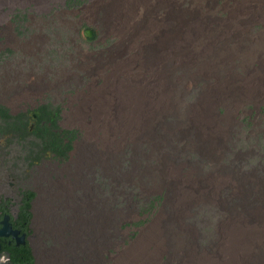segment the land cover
Listing matches in <instances>:
<instances>
[{"label": "rangeland", "instance_id": "rangeland-1", "mask_svg": "<svg viewBox=\"0 0 264 264\" xmlns=\"http://www.w3.org/2000/svg\"><path fill=\"white\" fill-rule=\"evenodd\" d=\"M140 1L142 8L136 2L121 8L126 20L107 21L100 5L126 0H0V29L23 55L49 52L59 58L65 51L61 44L75 35L92 52H79L76 72H61L58 79L61 87L76 85L74 97L52 105L57 126L52 133L69 144V164L57 171L60 178L38 179L52 209L41 217L49 224L40 228L46 246L37 254L39 264H264V176L247 164L233 171L225 163L233 131L242 125L253 133L264 129V0ZM57 14L76 25L60 23ZM51 19L57 26L40 22ZM9 25L20 38L29 39L33 28L40 32L20 45ZM219 50L225 56L208 62V54ZM139 55L144 58L135 61ZM47 76L9 71L5 90L24 82L29 89L17 97L38 98L55 91ZM180 121L209 136L213 162L176 136ZM10 127L0 119V169L9 172L4 184L18 207L24 189L17 190L19 173L27 170L29 178L33 162L61 156L51 147L45 150L44 129L38 136L17 137ZM156 134L168 141L172 159L156 158L150 138ZM258 158L247 162L254 166ZM158 166L160 179L154 175ZM102 181L113 191L109 198L101 195ZM132 189L141 203H133ZM62 202L78 206L71 210ZM73 211L99 218V226L89 227V249L72 241Z\"/></svg>", "mask_w": 264, "mask_h": 264}, {"label": "bare ground", "instance_id": "bare-ground-1", "mask_svg": "<svg viewBox=\"0 0 264 264\" xmlns=\"http://www.w3.org/2000/svg\"><path fill=\"white\" fill-rule=\"evenodd\" d=\"M12 1H16V0H12ZM35 1L40 2L41 0H35ZM133 2H136V4L139 5L141 8L143 7V5H141L142 1L140 0H135V1L126 0V3L123 4L117 2L112 5L101 4L100 10L105 9L104 18L107 21H110L113 18L118 20H122V19L126 20L127 15L125 12L122 11L121 8L123 9L124 7H126L125 9L129 8L130 5L133 4ZM142 12L143 11H141V13ZM56 16H57L56 18L60 23L64 22L66 25H70V24H74V26L76 25V22L71 23L70 20L67 18L61 19L58 16V14ZM52 19L50 21L43 20L40 22L48 25V27H50L51 25L57 26V24L55 23L57 19L55 22ZM33 29L35 30V33L29 34L30 38L27 36L29 39L20 38L19 37L20 35L18 36V32L17 33L15 32V28L9 25L11 36L13 37L15 42L20 45L29 44L30 42H32V39L35 37V35H37L40 32V30L38 29L35 28ZM24 30L22 31L24 32ZM43 30L44 29H42V31ZM4 31L5 28L0 29V46L2 47L0 51L7 50L8 48H10L13 52H0V58H1L0 119L5 121V123L11 124L9 131L10 133H12V135H15L17 137L32 136V135L38 136V134H40V132L44 129V126L46 124L51 125L50 121L49 123H46V121H48V119L54 120L56 112L53 111L52 105L54 104L56 106H60L59 105L60 102L57 99L63 101L74 97L76 85L71 83L68 86H64V87L59 86L58 79L60 77V73L76 72V64L79 59L77 54L79 52H82L85 53L86 55L87 54L91 55L92 52L90 50L83 49L84 46L81 43H79V37L75 35V37L72 36L70 38L68 36L70 40L67 38V40H69L67 44L65 43L61 44L62 45L61 47H63L65 51L62 52V55L59 54L60 55L59 58L51 57L52 53L49 56L48 55L49 52H46L43 55H35L34 57H28L18 52L17 49L9 45L8 38L4 34ZM74 32L78 34V28L74 29ZM24 34L26 33H23V35ZM23 35L21 37H23ZM87 36L92 38L93 33L89 31L87 32ZM59 37L60 36H58V38ZM54 45H56L55 42L54 44L50 43V48H52ZM223 52L219 50L208 54L207 56L209 57L208 62L225 56ZM227 54L228 53H226V55ZM141 58L144 57L139 55L134 60L140 61ZM148 62L149 61L145 59V63H144L145 67H149L150 63ZM129 66L122 65L124 70H126V68ZM9 71L34 75L37 77L45 76V73H48L47 82L49 85L56 86L55 91H46V92L43 91V94L38 98L35 97L18 98L17 96L20 95V91L29 89V87L24 82H17L14 90H12L11 92L6 91L5 90L6 81L4 80V78L7 72ZM61 115L64 117V119L67 117L68 109L66 105L62 106ZM158 122L155 125L159 127L160 124L162 123H158ZM259 124L261 123L258 122L257 126H259ZM246 126L247 125H242L240 126L239 130L233 131L229 145L230 153L225 157L226 166L229 169L236 171V170H241L243 166L247 164V167L250 172H252L257 176H264V148L260 146L261 136H262L261 134L264 133V129L256 130V132L253 133V131L251 130L248 131ZM147 127L148 126L146 125L144 128L146 129ZM174 133L177 134L176 136L179 137L180 139L183 138L189 144L194 146L198 151V153H200L202 156L209 158L211 162L214 161L213 155L215 151L213 150L212 147L213 146L212 141L209 140L208 138L209 136L199 133L197 130L190 128L188 122H184V121H180L178 123L176 131ZM202 135H204V137H202ZM251 136H254V139H251ZM150 138H152L153 141L152 143L154 148L153 152L158 160L164 161L165 159L166 160L172 159L174 151L173 149H166L168 141L164 139V136H161L160 134H156L151 136ZM243 139H245V143H243ZM69 152L70 150L67 152L66 157H63L61 155H60L61 157H49V158L42 157L39 161L33 162L31 166V171L29 173V178L27 177L28 174L26 173L27 170H24V172L19 173L18 183L20 184V186L17 187V190L19 188L20 189L24 188V189L22 191L21 200L18 204V207H16L12 203L9 197L12 196L13 193L10 192L7 194L6 187L4 184L6 179L8 178L9 172L7 170L0 169V264H11L10 262L11 254H9L10 250L17 251L23 248L25 250L28 249L31 251V257L33 259L32 264H39L37 254L41 249V247L46 246L45 243L42 242L43 235H41L42 237L40 236V228H42V226H47L49 224L48 222L45 221L42 222L41 217H43V215L46 213L48 209H51L50 207L51 204L46 199L44 190L37 188V187H41V183H38V179L40 176L43 175H46V179L42 180L44 182L51 181L53 175H55L56 178H60L58 177L59 176L58 170H61L62 168H64V166H67L69 164V161L68 162L65 161V158H69L68 156ZM255 154L258 155L259 160L256 162L254 166H252L247 162V158L250 156H254ZM240 158L246 161V163L241 164L239 160ZM193 161L203 171L204 165L203 164L201 165L200 160L198 158H194ZM161 174H162L161 167L158 166L155 169L154 175L157 179L158 178L160 179ZM239 183L240 182H237L238 185L237 186L235 185V189L237 190L241 188ZM30 185L33 186L35 190L24 191ZM101 185H102L101 195L106 198H109L111 192L113 194L110 185L105 181H102ZM133 189L128 190V194L132 196L133 203L139 204L141 203L140 201L141 198L139 199V197H136L135 193H131L133 192ZM27 192H33L36 194V196L31 202V207L29 209V213L31 217L29 224L26 226L24 225L23 216L21 215V209L24 206V202H23L24 194ZM113 198L116 205H120V203L123 202L116 195H114ZM61 205L66 206V208H71V210H74L76 208L75 206H78V204H74L75 206H70L69 204V206H67L68 204L64 202H62ZM243 208L245 211L247 210L245 205L243 206ZM70 213H71L70 224L73 230L72 241L75 244H80L85 246L84 247L85 249H89V227L91 229L92 225L94 224L99 226L100 225L99 218H96L97 220L95 221V218L90 215H89L90 217L86 219L79 216V214L75 211ZM126 229H131V228L126 227ZM162 230L167 240L171 241L172 235L169 226L164 225ZM120 231L122 233L125 230L121 228ZM54 244L55 242L52 241L50 243V246L54 247ZM58 256L64 258V255H62L61 253Z\"/></svg>", "mask_w": 264, "mask_h": 264}, {"label": "trees", "instance_id": "trees-1", "mask_svg": "<svg viewBox=\"0 0 264 264\" xmlns=\"http://www.w3.org/2000/svg\"><path fill=\"white\" fill-rule=\"evenodd\" d=\"M84 90V88H83ZM80 93H81V89H79ZM53 120V119H52ZM50 119H48V121H46V123H49V121L53 124L52 127H48V126H44V133L46 134L44 137V135L40 134L39 137L46 139V147L45 150H50V147L52 148V152H57L60 151V155L63 157L67 156V152L70 150V146L69 144H65L64 143V139L60 136V135H56L54 133H52L53 129H56L57 126L55 124L56 121H52ZM42 132V131H41ZM49 135H52L50 138H48ZM36 194L33 192H27L24 194V206L21 209V215L23 216V221H24V225H28L29 221H30V213H29V209L31 207V202L32 200L35 198ZM28 249H20L17 251H11L9 252L10 255V262L11 264H32L33 263V259L31 257V251Z\"/></svg>", "mask_w": 264, "mask_h": 264}]
</instances>
